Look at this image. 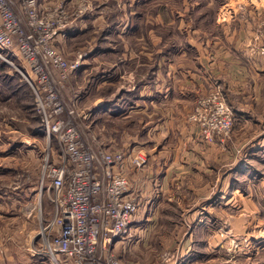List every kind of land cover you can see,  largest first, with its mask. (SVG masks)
Returning <instances> with one entry per match:
<instances>
[{"label": "rangeland", "instance_id": "1", "mask_svg": "<svg viewBox=\"0 0 264 264\" xmlns=\"http://www.w3.org/2000/svg\"><path fill=\"white\" fill-rule=\"evenodd\" d=\"M12 2L27 30L29 17L20 0ZM59 3L67 26L49 46L77 65L70 73L87 59L91 75L104 72L115 80V86L103 89L111 95L106 98L129 88L123 103L143 100L138 102L141 117L119 110L116 118L84 120L81 106L74 118L66 110L59 117L70 119L92 147L121 152L137 146L146 164L150 151H178L195 167V175L173 174L160 198L162 228L152 242L155 264H264V0H36V7L50 13ZM223 4L237 9L228 20L232 38L225 43L243 42L237 49L221 50L225 58L237 61L236 93L216 89L206 95L164 97L166 86H172L168 77L188 65L187 43L203 40L204 30L219 37L214 19ZM10 59L16 66L0 57V235L4 242L19 232V219L35 216L30 228L42 240L41 229L54 214L50 179H42V171L46 160L58 164V144L45 137L35 93L18 70L22 62ZM56 90L66 109L76 87L67 78ZM159 103L172 107L179 119L157 131L150 109ZM219 104L224 113L214 117ZM225 115L231 120L226 133L218 128ZM203 203L205 212L198 209ZM194 206L196 216L191 215ZM200 216L206 219L199 222ZM5 247L1 243L0 251Z\"/></svg>", "mask_w": 264, "mask_h": 264}, {"label": "built area", "instance_id": "2", "mask_svg": "<svg viewBox=\"0 0 264 264\" xmlns=\"http://www.w3.org/2000/svg\"><path fill=\"white\" fill-rule=\"evenodd\" d=\"M12 1L0 0V57L11 66H16L11 57L22 62L18 70L35 93L45 137L48 141L53 137L59 150L58 164L46 160L42 171V179H50L54 207L40 232L43 250L52 260L63 255L73 264H122L110 244L130 234L131 219L137 212L132 183L124 173L112 170L124 163L125 155L84 143L75 124L59 117L65 110L69 118L78 115L74 103L64 108L56 90L77 65H70L60 51L49 46L66 29L64 9L59 3L49 13L37 9L36 0H20L27 20L29 17L26 30ZM217 111L214 117L224 113L221 104ZM230 126L225 115L218 128L226 133ZM128 163L141 168L146 158L138 151L129 156Z\"/></svg>", "mask_w": 264, "mask_h": 264}, {"label": "crops", "instance_id": "3", "mask_svg": "<svg viewBox=\"0 0 264 264\" xmlns=\"http://www.w3.org/2000/svg\"><path fill=\"white\" fill-rule=\"evenodd\" d=\"M233 8V6H228L227 8V6L223 4L216 11L214 26L219 27V37L215 35V32L213 33V30L209 32L204 30L201 32V38L203 40L200 41L197 38H193V42L190 41V43H187V48L189 47L190 49V53H188L187 56L188 65L180 66L183 71L177 70L172 72L170 78L168 77V82L171 83L172 86L168 89L167 87H169V84L166 86V91L163 92L164 97L175 93L183 94L182 96L187 95L188 97L189 95H206L216 89H220L224 94L236 93L234 89L238 86L239 82V76L236 71L237 61L232 56L227 59L225 58L226 56L221 53L222 49H227L226 46L230 49L232 47L237 49V47L239 48L240 45L243 44L241 40L238 41L236 39L231 42H226L228 44L225 43L226 37L229 40L232 38L228 36L227 33L231 28L228 20L232 17V13L236 14L237 10ZM222 34L226 35L222 36ZM240 36L242 37L241 34ZM212 47H216L217 49H212ZM210 49H212L211 52L215 53L213 58L209 55L211 52L208 53ZM192 52L193 56L190 55ZM200 54L201 57L199 56ZM92 59L95 60V57H92ZM88 65V60L83 59L80 68L68 75L69 83L71 86L76 87V91H72V99L68 98L70 101L69 103H74L77 107H82L81 117H83L84 120L90 116H92V120L99 119L102 116H113L116 118L119 117L117 113L119 110L132 116H135L133 114H139L138 117L142 116L140 114L143 112V106L141 103L138 104V102L143 101L141 97L138 102L132 101L131 103H123V95L125 92L128 93L131 91L128 88L123 89L118 95L114 93L112 98H106L111 95L106 96L103 93V89L108 86H115V80H111L104 72H97L98 74L91 75V71L88 72L90 70ZM227 66L228 69H226ZM185 67L187 70H185ZM93 69L96 68L94 67ZM174 85H178V87H174ZM258 87H260V84ZM251 88H257V85ZM88 103H91L90 107H84ZM173 105L178 104L173 103ZM148 108H151V106H148ZM153 108L154 109H150V113L154 114L156 118L155 130H157V128H165L168 124H170L169 127L171 128L172 123L179 119L177 118L176 111H174L172 107L169 108L159 103L154 105ZM160 134L162 133L158 132V135ZM164 138H168V135ZM128 139H130V137ZM132 140L134 139L132 138ZM108 141L110 143L115 142L114 139ZM164 143H167V140ZM163 150L150 151L147 155L148 157L146 156L147 164L141 168H136L128 163V158L131 154L141 151V148H137V146H132L131 148L126 147L122 151L125 155L124 163L112 167L113 171H119L128 177L132 183V194L137 201V212L131 219L130 234L126 237L115 238L110 244L112 251L115 252L118 258H121L120 261L122 264L157 263L155 261L156 258H153L156 257V254L154 248H152L155 247L152 242L155 236H157V232H160L162 228L160 226L161 222L159 221L161 220L160 213L164 203H162L163 199L160 198L164 194V189L166 190L173 174L175 175L174 177L195 175V167H190L189 159L184 158L178 151L167 154V152ZM204 204L206 203H203L198 209L206 211V209H204ZM28 208L26 209L29 210ZM196 209L197 207L194 206L191 215L196 216ZM206 213L205 217L207 218ZM35 218V216H31V218L19 219L22 228L20 227L17 233L9 234V236L6 237L8 239L4 242L2 241L4 238L0 235V244L2 243L6 246L3 249L5 251H0V264H73L63 255H57L56 260H52L43 250L42 241L38 240L37 233L30 228V224H32V221L34 222ZM204 219L200 216L199 222ZM180 256L183 255L181 254Z\"/></svg>", "mask_w": 264, "mask_h": 264}, {"label": "trees", "instance_id": "4", "mask_svg": "<svg viewBox=\"0 0 264 264\" xmlns=\"http://www.w3.org/2000/svg\"><path fill=\"white\" fill-rule=\"evenodd\" d=\"M31 91H32V89H31ZM40 121V120H39ZM41 123V122H40Z\"/></svg>", "mask_w": 264, "mask_h": 264}]
</instances>
